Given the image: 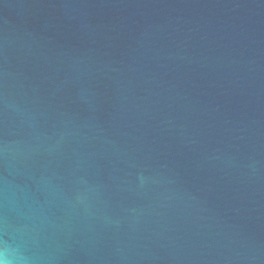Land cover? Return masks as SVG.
I'll use <instances>...</instances> for the list:
<instances>
[{
  "label": "water",
  "instance_id": "1",
  "mask_svg": "<svg viewBox=\"0 0 264 264\" xmlns=\"http://www.w3.org/2000/svg\"><path fill=\"white\" fill-rule=\"evenodd\" d=\"M0 255L264 264V0H0Z\"/></svg>",
  "mask_w": 264,
  "mask_h": 264
},
{
  "label": "clouds",
  "instance_id": "2",
  "mask_svg": "<svg viewBox=\"0 0 264 264\" xmlns=\"http://www.w3.org/2000/svg\"><path fill=\"white\" fill-rule=\"evenodd\" d=\"M0 264H10V261L7 260L3 255H0Z\"/></svg>",
  "mask_w": 264,
  "mask_h": 264
}]
</instances>
